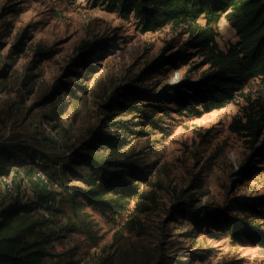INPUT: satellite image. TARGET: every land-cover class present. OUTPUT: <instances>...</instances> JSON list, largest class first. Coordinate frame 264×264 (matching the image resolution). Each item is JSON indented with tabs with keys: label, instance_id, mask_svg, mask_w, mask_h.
Wrapping results in <instances>:
<instances>
[{
	"label": "rangeland",
	"instance_id": "rangeland-1",
	"mask_svg": "<svg viewBox=\"0 0 264 264\" xmlns=\"http://www.w3.org/2000/svg\"><path fill=\"white\" fill-rule=\"evenodd\" d=\"M215 34L221 50L240 40L226 15ZM189 37L188 24L143 33L134 18L93 7L91 0H0V143L25 147L26 158L83 193L97 177L98 199L108 206L79 194L78 217L65 202L66 221L59 219L50 243L61 264H264L261 245L232 237L211 218L197 227L180 209L209 206L240 215L237 198L246 195L264 210V156H257L264 78L248 80L224 107L202 115L179 107L166 87L197 81L210 68L205 53L184 45ZM83 43L89 65L79 64ZM179 48L189 60L176 68L165 59ZM123 90L145 97L120 104ZM249 123L260 129L255 148L250 129L236 130ZM107 136L108 145L98 143ZM44 155L66 167L55 168ZM91 160L121 165L111 169L122 172L126 192L97 174ZM18 169L13 190L35 213L51 217L59 189ZM5 186L0 183V210L15 201ZM115 199L118 210L110 209Z\"/></svg>",
	"mask_w": 264,
	"mask_h": 264
},
{
	"label": "trees",
	"instance_id": "trees-1",
	"mask_svg": "<svg viewBox=\"0 0 264 264\" xmlns=\"http://www.w3.org/2000/svg\"><path fill=\"white\" fill-rule=\"evenodd\" d=\"M91 3L93 7L102 6L106 12L116 13L125 20L134 18L137 27L143 33L156 32L168 24L189 25L190 37L184 45L198 48L205 53L210 68L197 81L186 79L166 87V90L173 91L172 97L176 104L185 110L202 115L222 108L233 96L234 91L239 90L245 82L252 78H264V0H91ZM224 15L227 16L240 39L227 50H221L215 38V25ZM87 47V43L79 47L80 56L85 60L83 62L80 60L79 64L89 65L90 58L87 59L83 54ZM171 47L173 46L169 43L164 52ZM165 60L179 68L186 64L189 56L185 54L183 48H179L171 52ZM121 93L117 97V102L120 104L130 100L137 102L140 97H145L143 93L134 90H123ZM191 101L199 103L200 108H195ZM119 123L125 129L124 122H113V124ZM255 128L250 123L238 124L236 128L238 132L250 129L249 135L254 138L249 142L253 148L260 137V129ZM108 139V136L99 137L98 143L108 145ZM257 150L259 152L257 156L263 157L264 139ZM26 153L25 147L21 145L0 143V180L9 176L15 167H21L27 175L29 173V176L37 169L43 170L49 177L51 187L60 191L58 209L53 210L52 216L49 217L46 213H35L29 202L22 203L20 198L15 203H10L6 217L0 221V264H52L50 259H55V264H61L60 255L53 253V246L50 243L51 236L59 229L57 227L59 219L66 221L63 205L68 202L69 207L75 210L78 217L82 215L83 205L78 198L79 194H85V199L91 204L99 202L107 206L104 203L106 200L98 199L103 193L102 187L98 186V188L95 184L97 177L89 181L92 189L85 193L73 186L69 187L66 183L61 184L50 173V167L38 165L34 157L26 158ZM74 155L72 154L68 159H73L75 162ZM42 158L46 162L48 160L52 163L56 162L55 168L66 167L61 160H58L59 158L50 159L46 155ZM91 163L97 174L112 184V187L115 186L118 193L122 195L126 192L121 187L122 172L111 169L114 161L91 160ZM114 164L121 166L118 163ZM127 192L130 193L128 186ZM117 201L118 199H115L116 204L110 209L118 210L122 207ZM258 201L257 198L246 195L237 198L240 215H233L221 208L209 206L196 208L182 205L180 209L192 218L197 227L201 225L199 222L206 223V220L211 218L220 225L222 231H228L232 237L243 242L247 239L264 247V228L261 223L264 221V210H261ZM197 217L201 219L198 220ZM71 263L78 264V262Z\"/></svg>",
	"mask_w": 264,
	"mask_h": 264
},
{
	"label": "built area",
	"instance_id": "built-area-1",
	"mask_svg": "<svg viewBox=\"0 0 264 264\" xmlns=\"http://www.w3.org/2000/svg\"><path fill=\"white\" fill-rule=\"evenodd\" d=\"M16 169H12V173L7 176V177H4L0 180V183H3L5 184L6 186V189L10 192H14L15 194V201H13L12 203H15L17 201L18 198H20L19 196V193L14 191L13 188H14V184H13V180L15 179V177L17 175H19V173L23 172L21 171L20 169H18V167H15ZM31 181L32 182H40L44 185H46L48 188L51 187L50 183H49V177L48 175L43 171V170H40V169H37L32 175H31ZM8 193V194H9ZM11 194V193H10ZM19 196V197H18ZM22 203H25V201H22ZM10 204V203H9ZM8 204V205H9ZM8 205H6L5 207H2L1 210H0V221L6 217V212H7V208H8Z\"/></svg>",
	"mask_w": 264,
	"mask_h": 264
}]
</instances>
